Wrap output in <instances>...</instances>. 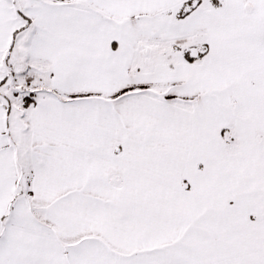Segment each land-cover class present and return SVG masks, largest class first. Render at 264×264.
<instances>
[{
	"label": "snow or ice",
	"instance_id": "1",
	"mask_svg": "<svg viewBox=\"0 0 264 264\" xmlns=\"http://www.w3.org/2000/svg\"><path fill=\"white\" fill-rule=\"evenodd\" d=\"M0 264H264V0H0Z\"/></svg>",
	"mask_w": 264,
	"mask_h": 264
}]
</instances>
